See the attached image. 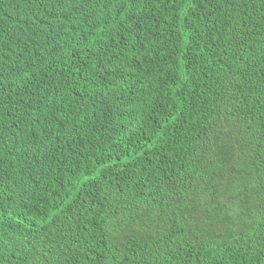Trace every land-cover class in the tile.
Returning <instances> with one entry per match:
<instances>
[{
    "label": "trees",
    "instance_id": "1",
    "mask_svg": "<svg viewBox=\"0 0 264 264\" xmlns=\"http://www.w3.org/2000/svg\"><path fill=\"white\" fill-rule=\"evenodd\" d=\"M0 264H264V0H0Z\"/></svg>",
    "mask_w": 264,
    "mask_h": 264
}]
</instances>
